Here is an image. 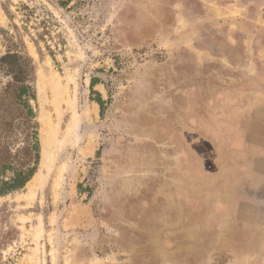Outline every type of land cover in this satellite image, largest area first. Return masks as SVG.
<instances>
[{
  "label": "rangeland",
  "instance_id": "1",
  "mask_svg": "<svg viewBox=\"0 0 264 264\" xmlns=\"http://www.w3.org/2000/svg\"><path fill=\"white\" fill-rule=\"evenodd\" d=\"M28 125L43 183L0 195V264H264L263 0H0V180Z\"/></svg>",
  "mask_w": 264,
  "mask_h": 264
},
{
  "label": "trees",
  "instance_id": "2",
  "mask_svg": "<svg viewBox=\"0 0 264 264\" xmlns=\"http://www.w3.org/2000/svg\"><path fill=\"white\" fill-rule=\"evenodd\" d=\"M1 61L6 64L9 72L13 74L15 82H17V84L13 87L15 91L13 108L15 103V110L13 112L11 120L17 118V111H19L21 114H23L21 117H24L28 121L30 116L32 115L31 108H29L28 106V100L33 99L34 95L30 92V86L25 84V82L29 79V77H31V60L30 58H28L27 56H23L22 54L7 52L1 57ZM96 81H98L97 78H90V86L93 85ZM95 100L101 106L102 101L99 99V96H97ZM31 129H33V125H28L25 131V150H28L30 153H32L33 159H31V161L34 162V165L32 167L23 169L24 164H20L19 162L18 165L20 166L13 170V176L11 178H9L8 180H0V195H4L13 190L23 188L36 172L38 163L37 138L35 132H32ZM30 134L33 136H30ZM31 138H33V141L31 140ZM8 163L9 162L2 163L0 169L4 170L10 167L11 164Z\"/></svg>",
  "mask_w": 264,
  "mask_h": 264
},
{
  "label": "bare ground",
  "instance_id": "3",
  "mask_svg": "<svg viewBox=\"0 0 264 264\" xmlns=\"http://www.w3.org/2000/svg\"><path fill=\"white\" fill-rule=\"evenodd\" d=\"M47 134L49 133L50 136V131L46 132ZM47 134L45 136V138L42 140L43 144L46 145L49 143L48 139H47ZM89 144H91L89 142ZM45 163V160H42ZM51 163V162H50ZM50 168V164L48 166V169ZM43 183V177H41L38 173H36L33 178L30 180V185L28 187V191H29V196H33L35 191L37 190V188H39L40 185H42Z\"/></svg>",
  "mask_w": 264,
  "mask_h": 264
},
{
  "label": "flooded vegetation",
  "instance_id": "4",
  "mask_svg": "<svg viewBox=\"0 0 264 264\" xmlns=\"http://www.w3.org/2000/svg\"><path fill=\"white\" fill-rule=\"evenodd\" d=\"M252 200L257 201L260 204L264 203V183L262 184L261 188H258L253 191Z\"/></svg>",
  "mask_w": 264,
  "mask_h": 264
},
{
  "label": "crops",
  "instance_id": "5",
  "mask_svg": "<svg viewBox=\"0 0 264 264\" xmlns=\"http://www.w3.org/2000/svg\"><path fill=\"white\" fill-rule=\"evenodd\" d=\"M263 3H264V0H263ZM99 86H102V84L99 82V81H96L93 85H91L90 86V88L93 90H95L96 91V94H98V96L100 97V96H102V94H101V91H100V88H99ZM95 103H96V101H94ZM98 104V103H97ZM260 136H262V137H264V128L261 126V128H260ZM261 171V170H260ZM260 204V203H259ZM260 205H262L263 207H264V203L263 204H260Z\"/></svg>",
  "mask_w": 264,
  "mask_h": 264
}]
</instances>
